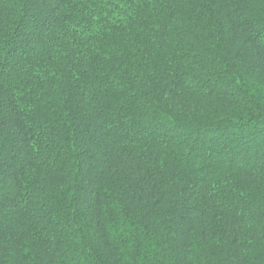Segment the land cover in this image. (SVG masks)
Segmentation results:
<instances>
[{"label":"trees","instance_id":"1","mask_svg":"<svg viewBox=\"0 0 264 264\" xmlns=\"http://www.w3.org/2000/svg\"><path fill=\"white\" fill-rule=\"evenodd\" d=\"M264 0H0V264H264Z\"/></svg>","mask_w":264,"mask_h":264},{"label":"snow or ice","instance_id":"2","mask_svg":"<svg viewBox=\"0 0 264 264\" xmlns=\"http://www.w3.org/2000/svg\"><path fill=\"white\" fill-rule=\"evenodd\" d=\"M260 54H261L262 56H264V49H261V50H260Z\"/></svg>","mask_w":264,"mask_h":264}]
</instances>
